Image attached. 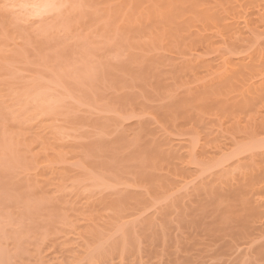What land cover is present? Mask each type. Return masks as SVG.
<instances>
[{"label":"rangeland","instance_id":"1","mask_svg":"<svg viewBox=\"0 0 264 264\" xmlns=\"http://www.w3.org/2000/svg\"><path fill=\"white\" fill-rule=\"evenodd\" d=\"M38 1L0 0V264H264V0Z\"/></svg>","mask_w":264,"mask_h":264},{"label":"bare ground","instance_id":"2","mask_svg":"<svg viewBox=\"0 0 264 264\" xmlns=\"http://www.w3.org/2000/svg\"><path fill=\"white\" fill-rule=\"evenodd\" d=\"M49 0L45 1V0H39L38 2H35L34 5H36L35 7V11H37V13L39 12H45V11H49L53 5L52 2L53 0H51L50 2H48ZM49 9V10H48Z\"/></svg>","mask_w":264,"mask_h":264}]
</instances>
